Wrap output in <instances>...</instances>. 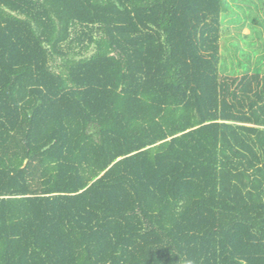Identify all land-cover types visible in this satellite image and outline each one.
Returning <instances> with one entry per match:
<instances>
[{
	"label": "trees",
	"instance_id": "obj_1",
	"mask_svg": "<svg viewBox=\"0 0 264 264\" xmlns=\"http://www.w3.org/2000/svg\"><path fill=\"white\" fill-rule=\"evenodd\" d=\"M225 10L0 0V264H264V69L221 72Z\"/></svg>",
	"mask_w": 264,
	"mask_h": 264
},
{
	"label": "rangeland",
	"instance_id": "obj_2",
	"mask_svg": "<svg viewBox=\"0 0 264 264\" xmlns=\"http://www.w3.org/2000/svg\"><path fill=\"white\" fill-rule=\"evenodd\" d=\"M222 73L238 76L264 69V0H225ZM254 20L258 24H254Z\"/></svg>",
	"mask_w": 264,
	"mask_h": 264
}]
</instances>
